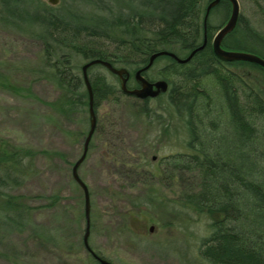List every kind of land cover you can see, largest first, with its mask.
Masks as SVG:
<instances>
[{"label": "trees", "instance_id": "1", "mask_svg": "<svg viewBox=\"0 0 264 264\" xmlns=\"http://www.w3.org/2000/svg\"><path fill=\"white\" fill-rule=\"evenodd\" d=\"M80 1L91 10L56 12L37 3V9L30 12L23 0H0V24L39 42L36 60L23 68L55 89V98L43 103L51 115L66 122L79 118L74 133L65 132L75 141L85 137L89 121L77 58L82 64L100 59L124 68L129 73L127 88H135L133 73L152 53L166 51L182 59L201 44L202 18L210 0ZM216 10L228 13L229 3L220 0L209 11L205 46L184 64L157 57L153 62L163 59L157 80L165 81L166 90L140 100L141 105L128 112L133 121L154 122L166 131L168 119L175 120L185 137L184 151L167 155L162 164L172 172L191 174L195 184L176 201H160L152 195L138 206L159 215L169 207L177 215L189 212L207 219V235L197 247V259L203 264H264V90L258 83L247 85L228 66L250 65L264 71L249 63H227L214 57L208 21ZM238 24L221 47L264 58V39L242 19ZM88 71L95 113L101 102L117 101L121 92L103 74ZM146 71L142 76L156 81ZM0 79L2 88L34 98L28 88L11 85L7 76L0 74ZM151 99L159 103L158 109L148 105ZM47 154L0 138V239L26 230L43 233L33 220L38 207L30 206L15 191L35 173L36 156ZM50 154L63 158L59 152ZM47 199L51 200L47 206L56 201ZM164 220L169 226L168 219Z\"/></svg>", "mask_w": 264, "mask_h": 264}, {"label": "rangeland", "instance_id": "2", "mask_svg": "<svg viewBox=\"0 0 264 264\" xmlns=\"http://www.w3.org/2000/svg\"><path fill=\"white\" fill-rule=\"evenodd\" d=\"M23 1L30 12L37 3L56 12L91 10L80 0H58L55 6L43 0ZM237 1L242 21L264 39V1ZM225 17L221 10L210 14V40ZM39 50V42L0 24V74L7 76L11 85L28 88L34 96L11 93L0 86V138L13 146L49 152L36 156L35 173L15 191L30 206L38 207L33 220L43 233L26 230L2 237L0 264H98L82 246L83 197L70 174L84 138L75 141L65 132L74 133L79 118L66 122L51 115L43 104L55 98V89L23 68L36 60ZM162 60L157 59L146 71L150 80L158 79L156 72L163 66ZM76 62L80 73L83 62L78 58ZM228 67L247 85L258 83L264 90L261 70L250 65ZM89 73H101L119 86L117 78L100 65L89 67ZM116 100L103 101L96 108L95 129L77 168L89 195V248L111 264H203L197 259V247L207 235V219L189 212L177 215L169 207L159 215L138 206L152 195L160 201H176L193 188L191 174L172 172L162 164L167 155L184 151L180 127L179 131H169L174 124L170 119L168 131L154 122L133 121L128 112L141 101L122 93ZM148 105L158 109L159 103L151 99ZM51 152H59L63 158ZM47 197L56 199L55 203L47 206L51 202ZM164 219L169 226L163 224Z\"/></svg>", "mask_w": 264, "mask_h": 264}, {"label": "water", "instance_id": "3", "mask_svg": "<svg viewBox=\"0 0 264 264\" xmlns=\"http://www.w3.org/2000/svg\"><path fill=\"white\" fill-rule=\"evenodd\" d=\"M219 0H212L210 3L207 4L205 7L204 15L202 18V26H203V39L201 44L193 49L185 58H178L173 53L166 52V51H158L155 53H152L147 60V63L140 67L139 69L135 70L133 73V78L135 82L137 83V87L128 89L126 86V83L129 78V73L124 68H116L110 65V63L100 60V59H93L90 61L85 62L80 66V75L82 78V82L84 85V88L87 93V112H88V129L86 132V135L83 139L82 144V151L78 159L72 164L70 169V174L72 180L76 183V185L80 188L82 192L83 197V218H84V231L82 235V246L84 250L92 257L93 260H95L98 264H111L107 260L97 256L92 252V250L89 248L88 245V235H89V196H88V190L85 184L80 180L77 174V168L81 164V162L84 160L88 144L90 142V139L92 137V134L94 132L95 128V113L93 111L92 107V92L91 87L87 78V69L93 65H100L105 70H107L109 73L113 74L119 84V90L121 93L132 96L135 99L143 100L146 98H154L159 93L164 92L167 88V84L165 81L162 80H156V81H148L142 76V73L146 71L153 61L159 57V56H167L174 60L178 64H184L188 62L191 57L198 51H200L206 44L205 39V21L207 19L209 10L215 6L218 3ZM230 5V14L229 18L226 21V23L223 26H220L219 29L215 32L213 35L211 41H210V47L211 52L214 55L215 58L222 62H245L252 65L257 66L258 68L262 69L264 71V60L258 57L255 54L244 52V51H236V50H225L221 47V41L223 37L228 34L235 26V22L237 19V15L239 12V5L237 0H226ZM48 3L55 4L56 0H48ZM151 230V228H149Z\"/></svg>", "mask_w": 264, "mask_h": 264}, {"label": "flooded vegetation", "instance_id": "4", "mask_svg": "<svg viewBox=\"0 0 264 264\" xmlns=\"http://www.w3.org/2000/svg\"><path fill=\"white\" fill-rule=\"evenodd\" d=\"M39 1V0H38ZM43 1H45V2H47L48 3V0H43ZM212 0H210L208 3H210ZM220 1V0H219ZM218 1V2H219ZM264 1V0H263ZM238 2V1H237ZM58 3V0H56V3L55 4H50V3H48V4H50L51 6H55L56 4ZM207 3V4H208ZM218 4V3H217ZM216 4V5H217ZM215 5V6H216ZM238 5H239V3H238ZM215 6H213V7H215ZM212 7V8H213ZM211 10V9H210ZM209 10V11H210ZM229 14H230V5H229V12L228 13H226V17H225V19L223 20V22L221 23V25L220 26H223L225 23H226V21L228 20V18H229ZM208 17V16H207ZM239 19H241L240 18V14H239V12H238V15H237V19H236V22H235V26H234V28L228 33V34H230L235 28L236 29H238L239 28V24H238V21H239ZM219 26V27H220ZM214 34H215V32H214ZM213 34V35H214ZM228 34H226L224 37H223V39H222V41L228 36ZM213 35H212V37H213ZM212 39V38H211ZM211 41V40H210ZM222 41H221V43H222ZM229 41V40H228ZM264 43V42H263ZM226 50V49H225ZM252 54H254V53H252ZM256 55V54H255ZM258 57H260L261 59H263L264 60V58L263 57H261V56H259V55H257ZM129 79V78H128ZM174 119H172V122L174 123ZM172 127L173 128H171L169 131H171V130H177V126H176V124H174V125H172ZM177 132V131H176ZM181 153H183V152H177V153H173L174 155H176V154H181ZM169 155H172V154H169ZM126 166H127V163H126ZM127 171V170H126ZM91 257V256H90Z\"/></svg>", "mask_w": 264, "mask_h": 264}, {"label": "bare ground", "instance_id": "5", "mask_svg": "<svg viewBox=\"0 0 264 264\" xmlns=\"http://www.w3.org/2000/svg\"><path fill=\"white\" fill-rule=\"evenodd\" d=\"M207 20V19H206ZM205 30H206V21H205ZM89 196V195H88Z\"/></svg>", "mask_w": 264, "mask_h": 264}]
</instances>
